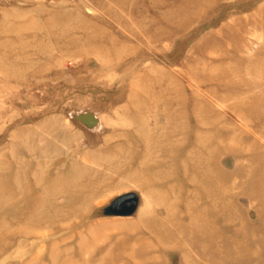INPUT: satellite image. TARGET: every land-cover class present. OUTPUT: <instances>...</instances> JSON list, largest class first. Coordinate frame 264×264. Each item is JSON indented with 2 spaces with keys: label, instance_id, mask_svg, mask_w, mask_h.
<instances>
[{
  "label": "rangeland",
  "instance_id": "obj_1",
  "mask_svg": "<svg viewBox=\"0 0 264 264\" xmlns=\"http://www.w3.org/2000/svg\"><path fill=\"white\" fill-rule=\"evenodd\" d=\"M0 264H264V0H0Z\"/></svg>",
  "mask_w": 264,
  "mask_h": 264
},
{
  "label": "water",
  "instance_id": "obj_2",
  "mask_svg": "<svg viewBox=\"0 0 264 264\" xmlns=\"http://www.w3.org/2000/svg\"><path fill=\"white\" fill-rule=\"evenodd\" d=\"M138 205V198L134 193L121 196L114 204L115 212L120 215L132 214Z\"/></svg>",
  "mask_w": 264,
  "mask_h": 264
}]
</instances>
